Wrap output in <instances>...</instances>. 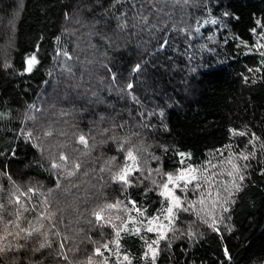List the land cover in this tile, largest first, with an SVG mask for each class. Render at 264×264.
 Masks as SVG:
<instances>
[{
    "label": "trees",
    "instance_id": "trees-1",
    "mask_svg": "<svg viewBox=\"0 0 264 264\" xmlns=\"http://www.w3.org/2000/svg\"><path fill=\"white\" fill-rule=\"evenodd\" d=\"M113 3L0 0V203L11 221L8 213L18 206L8 202L10 194L15 187L16 195L33 188L30 201L20 197L30 209H21L20 227L29 221L39 226L35 217L45 199L55 224L48 231L49 221H43L51 247L33 255L44 240L34 235L25 250L9 252L0 263L19 257L18 264L26 258L43 264H264V28L256 23L264 25V0H152L143 9L148 25L133 28L129 20L123 31L115 17L125 10L131 17L133 6ZM153 5L162 9L159 15ZM206 17L226 20L231 32L216 52L196 48V28ZM32 56L36 61L27 72ZM137 64L141 71L134 72ZM128 82L133 89H126ZM80 135L87 146L78 142ZM128 151L166 173L202 170V190L224 194L230 185L229 211L214 224L219 231L203 225L199 215L185 224L200 227L196 235L160 239L148 232L149 221L160 218L169 201L141 172L143 165L128 177L130 186L117 179L131 164ZM231 160L248 165L243 182L236 173L218 174ZM101 210L104 220L98 222L93 213ZM17 230L0 221V237ZM56 230L59 237L52 234ZM64 237L67 261L58 255ZM7 240L15 243L11 235Z\"/></svg>",
    "mask_w": 264,
    "mask_h": 264
},
{
    "label": "snow or ice",
    "instance_id": "snow-or-ice-1",
    "mask_svg": "<svg viewBox=\"0 0 264 264\" xmlns=\"http://www.w3.org/2000/svg\"><path fill=\"white\" fill-rule=\"evenodd\" d=\"M171 2L174 3V4L175 3L188 4L190 2V0H171ZM128 3H130L133 6L132 7L133 14H132L131 17H129L128 13H127V10H125L124 12L121 13L120 16L115 17V19L117 20V28L119 30H121V31L127 29L129 27V23H128L129 20L135 21V23L131 24V27H133V28L137 27V25L141 24V23L144 24V25H148V15L144 14L143 9H144V3L151 4L152 0H114V3H113L112 6L114 7L115 4H120L123 7L125 4H128ZM137 3H140V5H141V7L139 9L135 8V5ZM153 8H154V11H156L157 15H159V13L162 11V9H155L154 5H153ZM107 11H108V9L105 10V14H107ZM149 15H151V13H149ZM224 15L227 16V15H229V13L225 12ZM211 23L215 24V23H217V21L216 20H212ZM256 23L258 25H260L262 28H264V25H261V22L259 20H257ZM155 27H156L155 24L150 25V28H155ZM198 30L199 29H197V31ZM252 31L255 32V29H252ZM261 35H264V32H262ZM167 43H168V41L166 39L162 40L160 42V44H159V48L163 49L167 45ZM63 54L68 59H71V57L68 56V53L66 51ZM259 55L261 57H264V51L259 52ZM35 61H36L35 56L29 57L28 60H27V68L25 69V71L31 72L33 63ZM260 63L262 65H264V60H261ZM4 67H10V65H4ZM67 70L69 72H71V68H68ZM259 70L260 69H256V71H259ZM109 71L111 72L110 69H109ZM133 71L134 72L141 71L140 64L135 65ZM248 71H253V70L249 69ZM21 74H23V73H21ZM111 79L113 81L116 80V74L115 73H113L111 75ZM244 79L247 82L248 77H244ZM126 89H129V90L133 89V83L132 82H128L126 84ZM131 98L133 100H136L137 102H139L138 97L133 95V96H131ZM31 107H35V105H32ZM140 115L143 116V115H145V113L141 112ZM161 115H162V113H161ZM0 117H2V114H0ZM144 127H149V125L145 124ZM240 135H245V133H240ZM78 142L80 144H83V145L87 146V139L85 138L84 135H80L78 137ZM249 143H251V141H249ZM262 147H264V145H262ZM239 155L244 160H248L249 159V156L245 155L244 153H240ZM127 156L130 159H133V160L135 159L133 157V153L131 151L127 152ZM67 159L68 158L66 156H63V155L61 156V160L66 161ZM229 162H231V161H229ZM52 167L53 168H59L61 166L57 165V164H53ZM79 167H80L79 164L75 165L76 169H79ZM247 167H248L247 164L243 165V168H247ZM233 169L235 171L241 173L238 176V179H239L240 182H243L245 177L242 174V170H241L240 166L234 164L233 165ZM189 171H194V170L189 169ZM67 174L69 176H72L75 173L70 171ZM130 174H132V173L130 172L129 168L128 167H124L121 170L120 174L118 175L117 179L120 182H122L124 185L130 186L131 183H132L131 181L128 180V176ZM228 174L229 175H233L232 172H229ZM211 175H215V174H211ZM166 176H167V181L164 182L160 186L163 189L160 192V195L165 197V199L170 201L171 206H169L165 211L168 213V217L171 218V219H169V223L171 224V223H173V221L175 219H178L179 212H190L195 207V205L191 204V205L185 207L183 205V203H182L181 196L175 195L174 190L172 188H169V184H173L174 183L173 174L172 173H166ZM195 179H196L195 176H192V175L186 176L184 170H182V169L178 170V173H177V175L175 177V181L182 182L183 183V187H181L180 183H176L175 187L179 188L180 192L184 193L185 194V198H186L187 185L189 183H191ZM203 179H204L205 183L209 182V177L208 176H205ZM153 183H155V181H153ZM233 185H234V188H235L236 191H240L241 190L240 184H237L235 182V180L233 181ZM57 186H59V185H57ZM201 187H202V185L200 183H197L195 185V189L194 190L200 189ZM18 192H19V188L15 187V190L9 196V201L8 202L18 206L15 211H13L11 213H8L9 216L15 217L11 221L5 220L4 214L7 212V208H6L4 203H0V221H3L6 225L10 222L11 224L15 225L16 228L18 229L16 232H9L6 235H4L3 237H0V261H3L6 258L7 254L9 252L20 253L22 250H25L27 248V242L34 235H37V236L43 235L44 236V240L39 243L38 247H34V248L31 249V252L33 253V255L35 253H37V252H40L42 249L51 247V242L48 240L47 233L42 231V229H44V227H45V225L43 223V221H45V220L49 221L48 231H52L55 228V224L52 222V217H51V215L48 214L47 200L45 199V200L39 202L41 207H42V211L35 217V220L37 221L39 226L37 227V226L33 225V223L31 221H29L27 227H20L19 221H20V219L22 217L21 209L23 210V212H27V211L30 210L28 205L24 201H22L20 197L21 196L27 197V200L30 201L32 199V195L35 194L36 190L33 189V188H29L27 190V192H23V193H20V195H16V193H18ZM219 194H220L219 191H217V197H219ZM228 195L232 196V195H234V192H229ZM13 197H15V199H13ZM200 202L203 203V200L201 199ZM227 202L228 201L225 200V203H227ZM231 202L235 203V200H232ZM119 203L120 202L117 201V203H115V204H109V205H107V208H109V209L115 208V207L118 206ZM130 203L135 204V201H131ZM36 207L37 206L35 204H33L31 206V210L34 211L36 209ZM174 209H175V212H174ZM102 211L103 210H101V212H94L93 213V215H95L96 220L98 222L104 220V216L102 215ZM137 211H139V209H137ZM223 211L227 212V211H229V209L228 208H223ZM197 216H198V218H200L199 217V213H197ZM168 217H166V218H168ZM108 223H109L110 227H115V225H111L110 222H108ZM150 223H151V221H149V224ZM204 223H208V221L205 220ZM214 224H215V221H213V224H210L209 226L213 227V230L218 232L219 229L215 228ZM101 226H103V225H101ZM123 227L125 229H127V225H124ZM228 230L231 231V229H228ZM134 231L138 232L139 229H135ZM147 231L148 232H152V231H154V229L152 227H147ZM22 233H23V235H21ZM52 234L57 236V237L60 236V233H59L58 230L54 231ZM8 235H11V236L14 237L15 243H13L12 241H8L7 240V236ZM117 235H119V232H117ZM161 238L166 239V236H162ZM20 240L25 241V243H20ZM66 240H67V237H64L63 240L59 241V247H58V255L61 256L63 258V260H65V261L68 260V256L66 254H64V251H63V249L65 247L64 241H66ZM158 243H159L158 240L153 241V244H158ZM103 247L105 249H107L108 248V244H104ZM148 247L150 249H152V244H149ZM153 252L155 253V249H153ZM224 252H225L226 257L230 260L231 257L228 256V249L226 247L224 249ZM95 254L102 255V253L100 252L99 248L95 249ZM125 259H127V257H125ZM154 259H155V255H153V260ZM18 261H19V257H13V264H18ZM25 264H43V259L38 260V261H34V260L29 259V258H26L25 259Z\"/></svg>",
    "mask_w": 264,
    "mask_h": 264
},
{
    "label": "rangeland",
    "instance_id": "rangeland-1",
    "mask_svg": "<svg viewBox=\"0 0 264 264\" xmlns=\"http://www.w3.org/2000/svg\"><path fill=\"white\" fill-rule=\"evenodd\" d=\"M212 20H216L217 23L215 24L211 23ZM196 29H199L197 31L199 37V43L196 45V48L199 49H205L208 51L216 52V50H218L219 47H223V44L231 37V32L228 27L227 21L221 18L206 17L201 20V22L198 24ZM133 157L135 159L134 160L131 159V164L127 165L126 167L129 168L132 174L133 173L136 174L137 171L140 172L142 169L140 165H143L145 169L142 170L141 172L147 173L146 176L147 179L150 181L151 184L156 186L161 192L163 189L160 186L167 181L166 172L162 171V169H160V167L158 166L152 167V161L150 162V165H148V163H145L143 157L139 154L137 155L136 153H133ZM234 164L239 165L241 170L243 169L242 166L240 165L239 160H231V162H229L228 169L224 166H220L218 168V174L231 176L228 173L232 172L233 174L236 173L235 175L238 174L239 176L241 173L233 169ZM189 169H192L194 171H189ZM220 169H221V174L219 173ZM182 170H184L186 176L192 175L196 177L195 180H193L191 183L187 185L186 198H185V194L181 193L179 188L175 187L176 183H180L181 187H183L182 182L175 181V177L178 171L171 172L174 177V183L169 184V188H172L174 190L175 195L181 196L182 203L185 207L191 204H194L195 207L190 212H179L178 219H175L171 224L169 223V219L171 218L168 217V213L166 211L160 218L153 219L151 221L150 227L154 229V232L158 235V237H160V239H164L161 238L162 236H166V239H169L170 237H174L181 232H188L190 234L194 232L193 234L196 235L197 231H200L202 229L198 226L197 228L195 227L193 228L189 224L188 226H185V224H187V220H191L190 223H192L193 218L197 217V213H199L200 216L205 218L201 220V223L203 225L213 224V221H215V223L220 221L221 223V216L225 212L223 211V208H227V203H228V202L225 203V200L229 201L230 199V196L228 195V193L231 191L230 185H228V190L226 191V193L223 194V192L221 191L219 197H217V191L214 194L208 187L205 190H202L201 188L194 190L195 185L199 183L200 179L203 176V174H201V172L203 171L195 168H186ZM137 175H139V173ZM153 181H155V183H153ZM233 181L234 179H232L231 185L233 184ZM201 199L203 200V203L200 202ZM169 206H171L170 201H169ZM205 220H207L208 223H204ZM197 222H199V220H197ZM197 222L195 221L193 225L199 224ZM150 252L154 253L153 250H150Z\"/></svg>",
    "mask_w": 264,
    "mask_h": 264
},
{
    "label": "water",
    "instance_id": "water-1",
    "mask_svg": "<svg viewBox=\"0 0 264 264\" xmlns=\"http://www.w3.org/2000/svg\"><path fill=\"white\" fill-rule=\"evenodd\" d=\"M1 264V263H0Z\"/></svg>",
    "mask_w": 264,
    "mask_h": 264
}]
</instances>
